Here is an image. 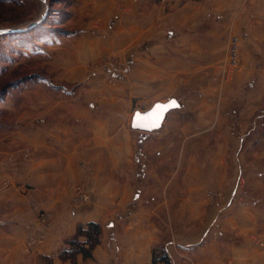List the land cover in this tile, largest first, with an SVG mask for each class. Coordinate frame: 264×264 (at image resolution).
Segmentation results:
<instances>
[{"label": "rangeland", "instance_id": "rangeland-1", "mask_svg": "<svg viewBox=\"0 0 264 264\" xmlns=\"http://www.w3.org/2000/svg\"><path fill=\"white\" fill-rule=\"evenodd\" d=\"M7 28L27 30L0 33V240L64 224L63 207L19 205L34 189L28 138L58 124L80 129L71 132L82 139L69 144L73 158L60 155L63 144L46 147L52 160L47 175L53 165L73 171L52 178L53 185L73 191L63 204L74 210L94 195L104 207L91 257L66 252L88 222L76 223L61 238V264H81L78 257L86 264L107 230L116 233V252L125 235H157L159 242L148 250L151 264L166 252V242L197 239L204 229L213 235L219 226L227 242L238 240L239 206L264 198L252 188L254 174L264 172V0H0V29ZM231 37L238 39L235 68ZM172 96L181 108L171 110L161 128L129 126L134 110ZM130 186L140 192L143 220L116 221L114 214L124 212L132 195ZM12 192L9 202L5 195ZM223 208L238 222L213 225ZM108 221L115 225L107 227ZM258 231L264 238V225ZM77 240L86 242L84 235ZM15 257H2L0 264ZM32 264L53 263L36 254ZM243 264H255V258Z\"/></svg>", "mask_w": 264, "mask_h": 264}, {"label": "crops", "instance_id": "crops-1", "mask_svg": "<svg viewBox=\"0 0 264 264\" xmlns=\"http://www.w3.org/2000/svg\"><path fill=\"white\" fill-rule=\"evenodd\" d=\"M141 20V17H140ZM146 28V25H145ZM142 29V28H141ZM136 29H134L135 31ZM146 33V32H145ZM171 33V32H170ZM168 33V35L170 34ZM127 43V42H125ZM124 43V44H125ZM102 70V68H101ZM58 126V127H57ZM50 132L47 128V132L45 135H36L28 138V146L33 148L32 156L29 155V163L28 168L31 171L29 177V184L33 186L34 189L28 192L30 196V200L21 201L20 207L25 205L26 207L31 206V203H35L40 207L47 209H53L54 207H63L64 210V224L53 231L47 230L46 232L40 231V233L35 234L33 232H24L19 236H11L4 237L0 240V258L8 256L9 258L15 257L11 264H32V259L35 258L36 254H39L42 258L51 259L53 264H61L59 260L58 248L60 246L61 238L64 237V234H68L74 231L76 223H86L89 221L101 222L104 217L103 211L104 209L100 202L97 200V196L91 195V198L88 202L78 203L74 210H70V207L64 205V202L69 203L71 201V195L73 191L63 190L64 183L62 185L56 186L53 185L54 181L52 180L53 176H57L58 172L60 174L63 173V179L67 178L68 174L73 175V171H67L66 169L57 168L56 165H53L51 170H48L50 175L46 173V164L52 163L51 158L48 157L49 150L46 148L47 146H55L59 144L63 146L59 148V153L62 157H72L74 152L70 148V142H81L80 134H74L71 130L77 128H69L67 125L58 124ZM49 135H51V139H49ZM48 136V137H47ZM55 140V141H54ZM241 145L245 144L244 138H239ZM38 145H43L44 151L40 152L36 148ZM251 145H256V142L252 141ZM37 154V155H35ZM73 158V157H72ZM239 162L240 159H239ZM67 166V163L65 161ZM243 164V161H242ZM0 174H2V166L0 165ZM241 166L239 167V179L242 181V173ZM68 173V174H67ZM257 178L255 180V184L252 187L254 191L260 190V192H264V172H258V174H254ZM253 176V177H254ZM56 178V177H54ZM52 180V182H48ZM259 185H258V184ZM258 186V187H257ZM73 189V188H72ZM192 190V189H191ZM193 190H201L204 193H208L205 189H201L200 187H195ZM253 191V192H254ZM235 188L231 191L232 196L235 195ZM130 195L131 197L128 199V202L124 205V212L115 213L117 215L115 220H123L131 222H140L143 220V206L141 204V199H139L140 192H136V190L132 191V187L130 186ZM65 195L64 197L61 196ZM44 195L43 200L34 201L36 197ZM61 196V197H60ZM6 200L11 202L14 198L13 192L5 195ZM208 199L207 197L203 200ZM18 200H25L23 196H19ZM231 201V200H229ZM244 202V200L242 201ZM40 203V205H39ZM205 204L207 201L204 202ZM217 204L219 205L218 201ZM68 210H67V209ZM42 209V208H41ZM19 210H26L21 209ZM72 211H75L74 213ZM239 238L237 242L233 240L232 242H227L226 232L223 229H220L218 226L217 234L211 235L210 229H204L202 231L201 236L197 239L189 240V241H177L171 240L170 242H166L164 244V249L167 252L170 263L175 264L176 262H180L181 260L189 261L188 264H243V262L248 258H255V264H258V259H260L264 255V245L260 246L258 241L261 239L264 240L262 234H259V224L264 225V198L263 200L255 199L251 201H246L239 206ZM222 214V217L216 218L214 221L212 220L213 225L220 224L223 222H228L227 219L232 220V223L238 222V219H234L231 217L225 216L227 213V209H221L218 211ZM102 213V214H101ZM70 218V220H69ZM259 221V222H258ZM115 225L114 221H108L107 227H113ZM127 226V225H125ZM129 232V231H128ZM127 232V233H128ZM114 233V234H113ZM126 233V234H127ZM115 231H106L104 232L103 237L101 238L102 245H99L95 251L93 258L88 260L86 264H151V255L148 252L151 245L159 242V238L157 235L153 234V238L149 237L147 234H141L139 238L134 236V240L132 235H125L124 244L122 243L121 250L116 252L114 250V241H116ZM106 236V237H105ZM261 237V238H260ZM252 241V243H250ZM29 246V249L27 248ZM231 246V249L228 251L227 247ZM140 248V249H139ZM136 250L137 252L132 253L131 251L128 253V250ZM22 253V254H21ZM28 256L25 257V254ZM262 253V254H260ZM230 259H234V261L225 262V257ZM129 260H128V258ZM78 260H81V264L84 263L81 257H78ZM64 264H67L65 262ZM162 264H164L162 262Z\"/></svg>", "mask_w": 264, "mask_h": 264}, {"label": "water", "instance_id": "water-1", "mask_svg": "<svg viewBox=\"0 0 264 264\" xmlns=\"http://www.w3.org/2000/svg\"><path fill=\"white\" fill-rule=\"evenodd\" d=\"M20 29H0V33L2 32H13ZM171 101H175L176 107H169L167 111L158 112V105H169ZM180 101L176 96H172L167 98L166 100H157L153 102L149 108L145 110L136 109L133 111L129 126L133 129H138L140 131H156L161 128L164 120L166 119L167 114L173 109H180ZM157 114L159 115V119H157ZM155 124H159L158 127H155Z\"/></svg>", "mask_w": 264, "mask_h": 264}, {"label": "trees", "instance_id": "trees-1", "mask_svg": "<svg viewBox=\"0 0 264 264\" xmlns=\"http://www.w3.org/2000/svg\"><path fill=\"white\" fill-rule=\"evenodd\" d=\"M29 29V28H28ZM27 30V29H25ZM23 28L13 32H7V34H19L25 32ZM6 34V33H5ZM78 235H84L86 238V242L79 243L77 240ZM99 236V225L95 222H88L86 228H82V226L78 227L77 235L73 237L72 241L70 242L69 249L66 250L69 254H73L75 252H81L85 258L91 257L90 249L97 243ZM83 243H88V247L85 248ZM162 261L164 264H170L168 255L166 252H163L159 258H155L152 260V264H156V261Z\"/></svg>", "mask_w": 264, "mask_h": 264}, {"label": "built area", "instance_id": "built-area-1", "mask_svg": "<svg viewBox=\"0 0 264 264\" xmlns=\"http://www.w3.org/2000/svg\"><path fill=\"white\" fill-rule=\"evenodd\" d=\"M230 50V63L235 68L238 62V39L236 37H231L229 41Z\"/></svg>", "mask_w": 264, "mask_h": 264}, {"label": "snow or ice", "instance_id": "snow-or-ice-1", "mask_svg": "<svg viewBox=\"0 0 264 264\" xmlns=\"http://www.w3.org/2000/svg\"><path fill=\"white\" fill-rule=\"evenodd\" d=\"M176 106L177 105H176L175 101H171L169 105H158L157 109H158V112H163V111H167V109L169 107H176ZM157 119H159V115L158 114H157ZM154 126L158 127L159 124H155Z\"/></svg>", "mask_w": 264, "mask_h": 264}]
</instances>
